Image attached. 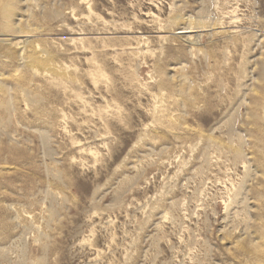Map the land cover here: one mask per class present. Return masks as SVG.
Here are the masks:
<instances>
[{
  "label": "rangeland",
  "instance_id": "rangeland-1",
  "mask_svg": "<svg viewBox=\"0 0 264 264\" xmlns=\"http://www.w3.org/2000/svg\"><path fill=\"white\" fill-rule=\"evenodd\" d=\"M1 34L0 264H264V0H0Z\"/></svg>",
  "mask_w": 264,
  "mask_h": 264
},
{
  "label": "bare ground",
  "instance_id": "bare-ground-1",
  "mask_svg": "<svg viewBox=\"0 0 264 264\" xmlns=\"http://www.w3.org/2000/svg\"><path fill=\"white\" fill-rule=\"evenodd\" d=\"M179 19V18H178ZM182 19V18H181ZM174 20V19H173ZM187 23V22H186ZM188 24V23H187ZM10 24L8 23V25L7 26H9ZM178 27H176L175 28V31L176 32H174V35L175 36H177V37H179V38H181V39H184V41L186 42V43H188V44H191L192 42H191V38H192V35L191 34H188V33H191V32H197L194 28V26H193V29H191V28H188V27H184V26H180V25H177ZM222 29V28H221ZM200 33V32H199ZM197 35H198V33H197ZM21 37V36H20ZM22 37L23 38H21V39H19V40H17V41H15V42H13V41H11V39L8 37V36H6L5 34H1L0 35V41H3V42H7L8 43V45H11V46H13V47H16L17 49H19L20 51H25V49L27 48L26 47V39L24 38V37H26V35H22ZM197 37H199V36H197ZM192 39H194V38H192ZM26 47V48H25ZM23 53V52H22ZM22 63H24L25 64V60H23V62ZM28 63V62H27ZM25 65H27V64H25ZM28 66V65H27ZM97 73V72H96ZM93 75V74H92ZM101 75V74H100ZM103 75V74H102ZM98 76V75H97ZM94 81V80H93Z\"/></svg>",
  "mask_w": 264,
  "mask_h": 264
}]
</instances>
